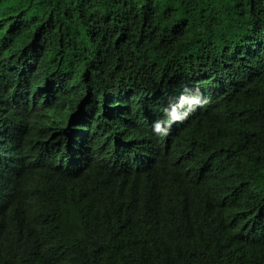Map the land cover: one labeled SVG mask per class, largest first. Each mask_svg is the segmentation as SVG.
I'll return each instance as SVG.
<instances>
[{
    "label": "trees",
    "instance_id": "1",
    "mask_svg": "<svg viewBox=\"0 0 264 264\" xmlns=\"http://www.w3.org/2000/svg\"><path fill=\"white\" fill-rule=\"evenodd\" d=\"M0 264H264V0H0Z\"/></svg>",
    "mask_w": 264,
    "mask_h": 264
}]
</instances>
